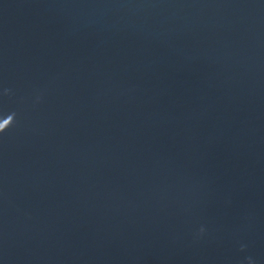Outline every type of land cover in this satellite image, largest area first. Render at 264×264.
Here are the masks:
<instances>
[{"label":"water","instance_id":"95a60500","mask_svg":"<svg viewBox=\"0 0 264 264\" xmlns=\"http://www.w3.org/2000/svg\"><path fill=\"white\" fill-rule=\"evenodd\" d=\"M0 264H264V0H0Z\"/></svg>","mask_w":264,"mask_h":264}]
</instances>
